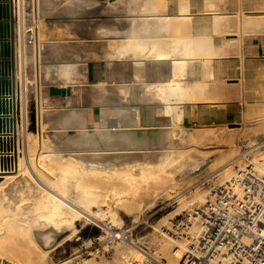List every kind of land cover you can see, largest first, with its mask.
I'll return each instance as SVG.
<instances>
[{"label":"rangeland","instance_id":"374dc122","mask_svg":"<svg viewBox=\"0 0 264 264\" xmlns=\"http://www.w3.org/2000/svg\"><path fill=\"white\" fill-rule=\"evenodd\" d=\"M60 1L61 0H56V3H53L52 6L50 2L49 4L48 2L46 3V0H26L25 8L27 18L24 22H21V20L20 23L18 22V26H20L18 27L16 38L18 39V55L20 56V66H18V71L20 70L21 75L20 85H23L25 88L24 94H26L27 100L25 109L27 111L28 129L31 133L36 135V141L39 142L37 146L35 144L34 162H32V166L30 167L31 170L33 168L36 171L35 173L32 170L34 179H31V176L21 177L18 179L19 182L17 188L12 191V194L14 193L13 196H15L13 197V200H18V204L21 202L24 203V206L22 207L23 209L27 208L26 210H29L30 208L34 209L32 207L38 205L39 202L37 201L42 199V197L44 199L43 191L38 189L41 188V186H38V183L35 181L37 173L38 175L41 173L49 182L52 181L50 183L62 194L65 193V195H69V197L71 196V198L74 199L81 193L80 186H77L79 189L75 187L74 183L76 184V181L72 180L75 177L73 176L74 178H70L72 177L70 172L64 171L61 168L58 169L53 167V169H50L49 167H46V163L44 164V161L42 162V157H44L45 153L50 151L49 149L51 148L71 149L72 144L69 143V137L66 138V136H69V133L71 135L75 134V127H70L69 130L67 129L69 133L66 128H61L64 132L66 130L65 134L68 135H65L63 131H60V128L58 129L57 126L54 125L56 124L55 121L58 119L60 120V118L62 119L67 112L70 113L72 110L77 111L80 108L83 109L85 107L89 109L91 107L88 111L89 115H87L86 122L88 125V123L94 121L89 124L90 128H98L101 127V122H105L101 120H104L101 113L103 110H100L101 105L105 104L103 106L105 108L108 105L112 106L114 102L115 104H123L119 99H113L114 102L111 101L112 98L109 97L111 93L104 89L106 86H103V88L94 87L96 80L101 78L96 75L97 70L101 72L102 79L105 78L107 80V87L109 90H118L119 93L123 89L122 87L130 84L131 90L133 89L132 94H143V92L149 89V87H147L148 82L168 81L174 78L172 59L159 60V62L154 65L155 68H153V71H151L152 75L150 77H143L142 82H138L137 77L135 79L134 76V62L132 60L127 61L126 59H118L116 61H110L108 59H103L100 56L96 58L94 57V59L92 58L93 55L89 52L90 47H92L90 42L95 41V47L100 50L116 44V41L113 39L100 37V33L97 34L96 29L93 28L94 26H117L121 30H126L129 28L128 26H130V21L122 19L124 16L123 14H125L124 10H114L112 8V4L117 0H98V2H93L96 0H88L92 1L91 5L90 2H88V6L93 7L96 4V7L89 10L87 15L101 16H98L95 20V22H98L97 24H91L93 27L91 26V28L87 30L88 35H81L76 32V30L69 29L68 25H65L64 27L63 24L64 14L68 17L80 16L78 11L74 10H78L77 7L81 4L77 1L81 0H68L67 4L70 3V5L65 11H62L63 5ZM177 1L178 0H169L167 2V13H170L169 5L171 2L176 3ZM187 1L190 2L191 0ZM194 3L205 5V11L220 10V7L226 5H230L233 9H236L233 16H229L227 13L223 14L222 12H193L191 16L188 17L193 28L190 27L191 24L186 19V21L189 22H187L189 27L186 25V29H190L184 32L185 35L189 36L188 34L190 32V36L193 34L192 37L198 39L206 36L208 39L212 38V46H214L213 48L216 50L214 55L213 53L212 55L205 53V55L201 54L202 56H196V58L194 57L189 60L191 72L186 79V82L197 84L202 88L200 90L201 92L199 91L196 94L198 98L184 103V106H187L188 110H186L187 108H184L182 124L192 130L198 138L190 146L178 143L179 145L177 144V147L180 148V152L176 156H171L169 153L171 149L169 148V145H174L171 139L166 140L163 144L166 147L163 145H156L145 151L121 153L122 155L133 154L138 157L133 158L126 163L129 169L136 172L132 173L134 179L132 178L131 181L128 182L129 190L126 196H113V200L118 203V206L113 209L114 212L106 211L108 210V205L107 202H105V191H107V188L113 186V183H111L112 181L109 179L110 181H102L98 183V185L101 186L98 194L101 196H99L96 201H91L89 203L91 209L97 213L96 219L83 218L78 221V224L76 223L75 226V228L78 229L77 233H75L72 228L59 232L53 229L51 225H42L38 227V229L36 228L37 230L35 229L37 243H40L39 245L42 247L44 245V249H52L49 253V257L54 264L67 260L70 261V263H78L79 261L88 260V258L94 259L96 263L100 264H122L125 262L124 260L127 259L125 258L126 255L128 256L131 252L132 253L128 256L129 260L131 259L134 261L135 258H137L135 255L139 254V252L136 245L139 246L140 249H145L150 255L158 260L160 259L166 264H175L173 250H177L179 247L181 248V244L180 242H177L176 237L175 235L173 236V234H176V231L184 229L186 233H188V236L182 238L181 243L186 244V246L191 244L192 239L189 234L196 235L201 229L199 219L193 217L196 215L195 211L198 206L202 205L206 199L211 196L212 186L215 183L218 184L220 181L222 182V179L227 172L230 173V171L232 172L237 169L239 161L234 163L235 167L231 162L246 150H252L251 157L253 158L257 156V158H260L261 162L264 163V108L261 113H258L260 112L258 109V102H262L264 105V71L263 74L254 71L250 74V77L254 76L259 80L256 82V86L261 88L260 91L254 92V89L256 88L254 85L250 86L249 91L245 89V91H243L240 82H242L243 85L248 79L249 75L247 74V71L244 70L242 76L239 73L235 74L237 68L226 65L224 67L223 65L226 62L222 61V59H214L215 57L220 58L222 56L228 57L231 54H239L240 42L239 40H235V38L240 37L241 32L242 35L260 34L264 38V26L261 28L263 31L253 32L252 30H249L250 27H247L243 22L248 18L252 19V21L255 19L264 21V0H195ZM124 4L125 3H121L119 5L120 7H124ZM107 6L112 9H108L109 11L104 9ZM48 7H53V9L49 13H46ZM218 13H221V17L226 21L225 23L221 21V23L216 25V16L220 15ZM107 15L112 16L116 21L110 19L111 17ZM246 27L248 30H246ZM71 33L72 35H70ZM67 36L69 38L77 39L81 44L70 46V49L68 50L69 46H66L63 42L59 41ZM52 42H54L53 44L55 45L59 44L57 46L61 47L60 52L63 51L60 53L61 55H59V57H53L48 64L50 67L46 68L45 66L43 67L42 63L44 64L43 60L46 59L47 56L49 57L48 44L51 45ZM38 43L41 45V60L36 59ZM88 52L90 54H88ZM203 58L213 59L211 63H213L212 65L214 68H209H211L213 72L215 69H220V71L217 72L218 74L214 72L212 76H209L207 72H202L201 68L204 63ZM69 60H76L79 67L78 72L80 74L77 73L76 78L80 79L81 82L80 84H75V86L77 85V87H79L75 88L80 91V94L76 95L75 91H73L72 95L75 96H72L69 101L63 102L61 105H55L54 103L51 104L48 95L50 89L61 88L58 83L60 77L54 73L52 77L50 76L49 78H46V80L48 79L47 82L45 81L46 83H40L42 80H39L38 82V74L42 72V75H44L45 71L48 69H51L52 72H54V64L60 65ZM39 61L42 62L40 63ZM37 62L39 63L37 64ZM83 63L87 64V78L85 76L83 77V74L81 73L82 70H84ZM223 68L234 70L233 74L235 75L230 77H227V75L222 76L221 70ZM237 70L239 71V68ZM88 74H90L89 77ZM205 74L207 75L205 76ZM142 83H144L145 86ZM223 83L227 86H231L230 95L232 97H241L244 93V97L246 98L244 100L248 108L247 110L242 111V116L244 118V121L242 119V124H221L217 119L215 121L210 120V118H207V120L204 119L206 115H210L212 112L206 103L222 98L220 94L223 90ZM40 84L43 85V87ZM114 85L116 86V89ZM44 87L45 90H43ZM118 87H121V89ZM101 95H103V100L99 102L97 100H99ZM43 96H45L46 99ZM135 100L137 101L136 103L129 104L128 106L136 109L140 113L142 125L148 126L150 119L149 111H147L145 117L148 123L144 124L143 120L145 119L143 118V108L149 106L148 110H150L152 106L157 108L163 104L160 100L155 101L151 97L142 96ZM95 101H97V104ZM78 102L81 103V107L79 108H77L79 105ZM36 103L39 108L37 111L35 109ZM38 114L39 122L41 117L40 123L42 124V129L40 127L37 131L36 115L38 116ZM110 115L107 116L109 120V128H113L114 123H116L114 120L117 115H115V117ZM167 120L168 119H162L158 125H160V127H166L168 125ZM40 138H45L46 140V143L44 144L45 146L43 147L40 145ZM89 153V155H92L95 159H104L108 156L119 155L118 153L109 154L108 152H103L101 154H97L96 152ZM66 155L68 158L70 157L77 161H82L85 156L82 152H80V154ZM162 164H164L165 167L160 169L158 166ZM36 169L40 171L38 172ZM48 169H50L49 172ZM143 169L146 171L142 172ZM76 175L78 176V174ZM126 183L127 182L123 180H116L114 185L123 187ZM28 184H31V186ZM204 192L206 193L205 196L200 198L199 194ZM28 204L31 206L28 207ZM98 209H102V211H99ZM0 211H2L3 214L5 212L2 208ZM32 212L34 213L35 211L32 210ZM5 215H9L8 212L2 215V217L0 214V241L4 240L7 234V231L5 232V230L2 229V227H5V221L7 220L5 218H9V216L3 217ZM166 215L168 216L166 220L162 219ZM181 219L183 220V223L178 225ZM176 225L178 227H176ZM15 229L16 228H14V230ZM168 230L170 231L168 232ZM55 234H57V236H55ZM118 234L121 236H117ZM58 235L60 236L57 239ZM24 236L25 234L23 237ZM7 240L11 242L10 239ZM156 240H158L157 243ZM181 250L182 252H185V249L181 248ZM169 251H171V254ZM34 253H37V255L39 254V252L35 250V247ZM148 258L150 257L141 255L144 264H147ZM36 264L42 263L39 261L38 263L36 262ZM125 264H131V262H125Z\"/></svg>","mask_w":264,"mask_h":264},{"label":"bare ground","instance_id":"6f19581e","mask_svg":"<svg viewBox=\"0 0 264 264\" xmlns=\"http://www.w3.org/2000/svg\"><path fill=\"white\" fill-rule=\"evenodd\" d=\"M25 1L26 0H13L15 34H16L17 23L18 22L20 23V20L21 22H24L27 18ZM168 1L169 0L115 1L112 4V8L114 10H118V9L124 10L125 14H123L124 16L122 19L130 21V26H128L129 28L128 29L125 28L126 30H121L117 26H113V27L99 26L97 28V34L100 33L101 36L100 35L99 36L102 38L106 37L115 40L116 44L110 47H105L100 50L95 47L94 45L95 41L93 42L89 41L92 47L88 49L89 52H91V54L93 55L92 57L93 59L94 57L96 58L100 56L103 59H108L110 61H116L118 59H126L127 61L132 60L134 62L133 65L134 76L135 79L137 77L138 82L139 81L142 82L143 77L146 76L150 77L152 75L151 71H153V68H155L154 65L157 64L159 60L172 59L174 78L168 81L148 82L147 87H149V89L143 92V94L142 93L132 94L133 89L131 90L130 84L124 83L127 85L122 87L123 89L119 93L122 99L118 96L123 102V104L120 103L115 104V102L111 100L114 102L112 106L108 105L109 107L108 106L105 108L102 107L104 120L103 119L101 120L105 122L104 123L101 122V127L90 128L89 124L94 122L91 120H90L91 123H88L87 125L86 122L87 115H89L88 111L91 107L89 109L85 107L83 109L80 108L77 111L72 110L70 113L67 112L66 115L64 114L62 119L61 118L60 120L58 119L59 121L58 120L55 121L56 124L54 125L57 126L58 129L66 128V130L67 129L69 130L70 127L72 128L75 127L76 133L71 135L67 130L69 136H66V138L69 137L68 139L69 143L72 144L73 147L71 146V149L51 148L49 149L50 151L46 152L44 157H42V162L44 161V164L46 163L45 166L49 167L50 169L51 168L53 169V167L58 169L61 168L64 171L70 172L72 176L70 178L75 177L72 180L76 181V184L74 183L75 187L80 186L79 188H81V193L78 195V197H75L76 199L75 198L73 199L71 198V196L69 197V195H65V193L64 194L60 193V191H58L50 183L52 181L49 182L45 176H43L41 173L38 175L37 173V177L35 178V181L38 183V186L40 185L41 188H43V189L41 188L38 189L43 191L44 199L43 197L42 199H39L37 201L39 202L38 205L36 207H32L34 209L30 208L31 210L30 209L26 210L27 208L23 209L22 206H24L23 205L24 203L21 202L18 204L17 199H16L17 201L13 200L14 199L13 197L15 196H13L14 193L12 194V191L17 188V184L19 182L18 179H20L23 176H27V177L31 176V179H34L32 175V170L35 173L36 171L33 168L31 170L30 167L32 166V162H34L35 144L37 146L39 143L36 141L37 139L36 135L31 133V131L28 129L27 111L25 109L27 100H26V94H24L25 88L23 85H20L21 75H20V70L18 71L19 68L18 66H20V56L18 55L16 57V46H15V63L12 73H10V75L6 77L1 78V79L3 78L9 79L12 81L11 92L8 95H6V99L7 100L13 99L14 108L18 111L19 121H18V126L14 131V134H11V136H15L16 139L17 169L14 173L6 174L0 177V200H1L0 207L2 208V210H5L4 214H6L7 212L9 214L3 216V217L9 216V218H5L7 219L4 225L5 229L2 227V229L5 230V232L7 231L6 232L7 234L5 236V239L0 241V264H5V262H8L10 264H36V262L38 263L39 261L42 264H54L52 259H50L49 257V253L52 249H44L43 248L44 245L42 247L41 245H39L40 243L39 244L37 243V239L35 236V229L36 228L38 229V227L42 225H51L53 229L59 232L68 228H72V230H74L75 233H77L78 229H76L75 226L78 221L82 220L83 218L96 219L97 217V213L91 209L89 203L91 201H96L98 197L101 196L98 194V191L100 190L99 188L101 187L100 185H98V183L102 181L111 180L112 181L111 183H113V186L107 188L106 189L107 191H105L106 192L105 202H107L108 205L107 208L108 210L106 211L114 212L113 209H115L118 206V203L115 200H113V196L116 195L120 197L126 196L129 190L128 182H130L131 179L133 178L132 173L136 172L133 171L132 169H129L126 163L129 162L131 159L138 157L133 154L122 155L121 153L131 152V151H145L152 146L163 145L166 142V140L171 139L174 145L173 146L169 145V148H171L169 153L171 154V156H176L180 152L179 150L180 148L177 147L178 143H181L183 145L185 144L186 146L187 145L190 146L198 138L192 130H190L188 127L182 124L184 117L183 116L184 103L185 102L187 103L191 100L193 101L194 99L198 98L196 94L202 88L197 84H190L186 82V79L189 77L191 72L189 60H191L194 57L196 58V56L197 57L202 56L201 54L205 55V53H209L211 55L213 53L214 55V52L216 50H214L213 48L214 46H212L213 43V41L211 42L212 38L208 39L206 38L207 37L206 36L204 38L201 37L198 39L196 37H192L193 34L192 36H190V32L188 34L189 36L185 35L184 32L187 30L186 25L187 27H189L188 23L190 22L188 17H190L191 14L193 13L192 4L190 3L191 1L189 2L187 0H178L175 3L179 11V13L177 14L166 12L168 10L167 9ZM121 3H125L124 4L125 6L120 7L119 4ZM104 9L108 10L110 8L107 6ZM186 19L189 22L186 21ZM223 19L224 18L221 17V14L217 15L216 25L221 23V21L225 23L226 21L225 19L224 20ZM243 22L247 27H250L249 30H252L253 32L263 31L261 30V28L264 26L263 20L255 19L254 21H252V19L248 18L245 19V21ZM190 27H192V24ZM247 27L246 30H248ZM189 29L190 28H188V30ZM70 35H72V33ZM53 43L54 42H52L51 45L48 44L49 46L48 55L49 57L57 58L59 57V55H61L60 53H62L63 50L60 52L61 47L57 46L59 44L55 42L57 44L55 45ZM40 47L41 45L38 43L37 51H36L37 60L38 59L41 60L42 51H40L41 50ZM89 52L88 54H90ZM210 59L203 58L204 63L201 70L202 72H207L209 76H212L214 74V72L211 70V68L213 67L212 65L213 63H211L213 59L212 60ZM39 62L41 63L42 61ZM39 62H37V64ZM54 66H55L54 72H52L51 69H48L44 73V75H42V72L39 73L38 82L39 80H42V82L40 81V83H44L45 81L47 82L48 79L46 80V78H49L50 76L52 77V75L55 73L60 77V81L58 83L60 84V87L63 88V90L65 91L64 102L69 101L70 98H72V96H75L72 95L73 91H75L76 95L77 94L79 95L80 91L77 90V88L79 87H77V85L75 86V84L77 83L80 84L81 82L80 79L76 78L77 77L76 74L79 73L78 72L79 67L77 61L69 60V61H65L60 65L54 64ZM48 67L50 66L48 65ZM87 69H88L87 64L85 63L84 70H82L81 72L83 74V77L84 76L86 77ZM206 75L207 74H205V76ZM94 84H95L94 85L95 88L97 87L103 88V86H106V88L104 89L109 91L107 87V80L105 78L97 79ZM142 84L144 85V83ZM41 86L43 87V85ZM118 88L121 89V87ZM43 90H45V87ZM142 96L149 98L151 97L155 101L160 100L163 104L160 107L157 108L152 107L150 108V110H148L149 118H150L148 126L142 125L140 113L136 109L128 106L129 104L136 103L137 101L135 99ZM43 97L46 99L45 96ZM101 100H103V95H101L99 100L97 101L100 102ZM97 101H95L96 104ZM110 114L113 117L117 115V117H115V122H117V124H114L113 128L112 127L109 128V120L107 116ZM162 119L163 120L168 119L167 120L168 125L166 127H160V125H158ZM60 131L63 130L61 129ZM45 143H46L45 138H40L41 147L45 146L44 145ZM80 152L85 154V156L83 155L84 157L82 156L83 157L82 161H77L75 159H71L70 157L68 158V156L66 155V154H70V155L80 154ZM89 152H93V153L96 152L97 154L98 153L101 154L103 152H108L109 154L118 153L119 155L108 156L104 159H95L92 155H89L90 154ZM255 162L258 168L262 172H264V163L262 164L260 160L257 158ZM158 167L160 169H163L165 165L162 164L159 165ZM50 169H48V172L50 171ZM37 171L39 172L40 170ZM144 171L146 170L143 169L142 172ZM230 173L232 172L230 171ZM230 173L228 172L226 173V175L222 179V182L224 181V179H228L230 177L231 175ZM76 174H78V176ZM116 180H123L126 181L127 183L123 187H118L117 185H114ZM29 186H31V184ZM205 194H206L205 192L201 193L199 194V197L201 198L205 196ZM29 206L31 205L28 204V207ZM32 210L35 212L33 213ZM99 211H102V209ZM0 214L1 217L2 215H4L2 211H0ZM167 217L168 216L166 215L162 219L166 220ZM14 228L16 229L14 230ZM22 228L24 229V231ZM22 233L23 235L25 234L24 237ZM55 236H57V234H55ZM117 236H121V235L118 234ZM7 239H10L11 242ZM157 241L158 240H156V243ZM180 244L182 249L187 248L186 244L181 242ZM34 247L35 250L39 252L38 255L37 253H34ZM136 247L139 252V254L135 255L137 258H135L134 261L131 259L129 260L128 256L132 253L131 252L128 256L126 255L125 258L127 259L124 261L131 262V264H144L143 260L141 259V255L143 256L145 255V257L146 256L149 257L148 254L150 253L144 252L137 245ZM181 248L179 247L177 250H173L175 264H179V259L183 257L184 252H182ZM169 252L171 254V251ZM125 262L122 264H125ZM57 264H100V263H96L94 259L88 258V260L81 262L79 261L78 263H70V261L67 260V261H61L60 263Z\"/></svg>","mask_w":264,"mask_h":264},{"label":"built area","instance_id":"2783aa9c","mask_svg":"<svg viewBox=\"0 0 264 264\" xmlns=\"http://www.w3.org/2000/svg\"><path fill=\"white\" fill-rule=\"evenodd\" d=\"M11 134L14 131L0 133V177L17 169L16 139ZM251 152L246 150L231 162L235 167L239 161L237 169L228 179L215 183L211 196L197 207L193 217L199 219L201 229L196 235L189 234L192 242L179 264H264V172ZM181 223L182 219L178 225ZM174 235L181 242L188 233L181 229ZM148 255L147 264H166Z\"/></svg>","mask_w":264,"mask_h":264},{"label":"crops","instance_id":"0c3cea01","mask_svg":"<svg viewBox=\"0 0 264 264\" xmlns=\"http://www.w3.org/2000/svg\"><path fill=\"white\" fill-rule=\"evenodd\" d=\"M47 2H48V4L50 2L51 5L53 6V3L55 4L56 0H46V3ZM77 2L81 5H79L77 7L78 10L75 9L74 11H78V14L80 16L68 17V16H66V14H64V17H63L64 18V22H63L64 27H65V25H68L69 29H74V30H76V32H78L81 35H83V34L88 35L87 30H89L91 26L93 27L94 24H97L98 22H95V20L98 18V16L99 17H101V16L100 15H87V12L89 10L96 7L95 6L96 4L93 7L88 6L89 5L88 2H90V5H91L92 1L81 0V1H77ZM93 2H98V0L93 1ZM194 2H195V0H191L192 9H193L192 11L194 13H205V12L212 13V12L218 11V12H222L223 14L227 13V14H229V16H233V14L236 12V9H233L230 5L220 7L221 8L220 10L205 11V5H200V3H194ZM60 3H62V5H63L62 11H65L70 5V3L67 4L68 0H61ZM52 9H53V7H51V8L48 7L46 9V13H49ZM169 12L173 13V14L179 13L178 7L174 2H171V4L169 5ZM219 14H221V13H219ZM110 15H112V14H110ZM110 15H107V16H110ZM110 17H111L110 19H113L112 16H110ZM91 22H93V23H91ZM91 24H93V25H91ZM18 27L19 26L17 23L16 34H15L16 56H18V39L16 38L17 33H18ZM93 28H95L96 32H97L98 26L97 27L94 26ZM241 30H242V26H241ZM235 39L239 40V42H240V53L239 54H231L228 57H226V56H222L220 58L215 57L214 59L215 60L222 59V61L226 62L227 64L225 63L223 65L224 67L226 65V66L233 67V68L235 67L237 69L239 68V71L236 69L235 74L239 73L242 76L243 71L244 70L247 71V74L249 75L248 79L246 80L247 84L245 82L242 85V82H240V86H242L243 91H245V90L249 91V88L251 85L252 86L254 85L256 87L254 89V92L260 91L261 88H259V86H256V84H257L256 82L259 80H257L254 76L250 77V74L253 73V71L258 72L260 74H263V71H264V40L263 39L264 38L260 34L242 35V32H241L240 37L235 38ZM59 41L63 42L64 45L69 46L68 50L70 49V46H73L76 44H79V45L81 44V42H79L77 39L69 38L68 36L63 37L62 40H59ZM52 59H53L52 57L48 58V56H47V58L43 60L44 61L43 67L45 66L47 68L48 63ZM79 59H80V57H79ZM218 71H220V69H218V70L215 69L214 72L216 74H218L217 73ZM221 71H222V76L227 75V77H230L232 75H235V74H233L234 70H231L230 68H227V69L223 68ZM96 75L100 76L101 77L100 79H102L101 72L99 70H97ZM89 76H90V74H88V77ZM222 87H223V90L220 94L222 98H220L218 100L215 99V100H212V101H209L206 103V105L209 106V109L212 110V112L210 115H206L204 119L207 120V118H210V120H212V121H215L217 119V121L219 120V122H221V124H231V123H241L242 124V122L244 121V118L242 116V111L247 110V108H248V106L246 105V102L244 100V99H246L244 97V93H243V95H241V97H232L230 95L231 86H229V85L227 86L226 84L223 83ZM108 90H109V88H108ZM228 90H229V92H228ZM110 93H111V95L109 97H111L112 100L113 99L115 100V98L116 99L118 98L119 100L122 99L118 90L110 91ZM48 97H49V102L51 104L54 103L55 105H61L64 102L65 91L63 90V88H56L53 90L50 89V93H49ZM78 104H79L78 107H81L80 106L81 103L78 102ZM102 107H103V105H101L100 110H103ZM184 108L186 109L187 106H184ZM263 108H264L263 103L258 102V109L260 111L258 113H261ZM148 109H149V106L143 108V112H144L143 118L144 119L147 115ZM186 110H188V108ZM101 113L103 116V112H101ZM187 115H188V113H187ZM242 119H243V121H242ZM114 122H115V120H114ZM143 123L147 124L148 122L145 119V120H143ZM114 124H117V122ZM36 126H37V131L40 129V127L42 129V124L40 122H39V125L36 124Z\"/></svg>","mask_w":264,"mask_h":264},{"label":"water","instance_id":"95a60500","mask_svg":"<svg viewBox=\"0 0 264 264\" xmlns=\"http://www.w3.org/2000/svg\"><path fill=\"white\" fill-rule=\"evenodd\" d=\"M14 43V3L13 0H0V133L15 131L19 121L13 99H6V95L11 92L12 81L1 79L12 73L15 63ZM5 264L10 263L5 262Z\"/></svg>","mask_w":264,"mask_h":264}]
</instances>
